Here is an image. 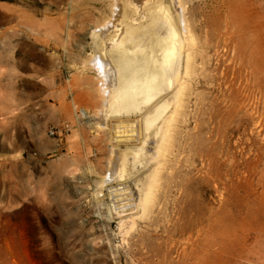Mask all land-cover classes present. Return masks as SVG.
<instances>
[{
	"label": "rangeland",
	"instance_id": "rangeland-1",
	"mask_svg": "<svg viewBox=\"0 0 264 264\" xmlns=\"http://www.w3.org/2000/svg\"><path fill=\"white\" fill-rule=\"evenodd\" d=\"M160 2L177 25L183 10L195 66L155 204L123 233L135 210L117 213L119 181L102 179L119 121L137 126L167 95L143 107ZM129 26L145 51L109 44ZM96 53L127 73L119 87ZM1 58L0 264H264V0H0ZM146 173L128 179L135 197Z\"/></svg>",
	"mask_w": 264,
	"mask_h": 264
},
{
	"label": "bare ground",
	"instance_id": "bare-ground-1",
	"mask_svg": "<svg viewBox=\"0 0 264 264\" xmlns=\"http://www.w3.org/2000/svg\"><path fill=\"white\" fill-rule=\"evenodd\" d=\"M159 4V15L157 17H151L144 25L146 28L144 36L153 35L155 37V43L160 47L162 56L157 59L153 57L154 61L157 63V68H155L154 71L146 68V73L144 76H141L143 79L140 87L143 92V107L158 95L162 93H164L163 95H167L163 96L161 102L148 110L141 119L136 120L137 126L126 122L124 119L119 121V125L114 130V135H111V139L115 140V142L111 147L113 157L110 161L108 160L110 168V172L108 173H110V177L105 176L102 179V182L107 183L111 181L115 182L116 180L119 181L116 187L112 186L111 188L114 194L112 198L121 199V201L117 203V206L121 207V210L118 208L117 213L125 211L126 209L136 211H130L131 214L128 218H126L127 216H121L122 219H120L119 224L123 233H128L134 228L137 218L134 213H140L138 217H146L155 204L156 188L160 185L162 169L169 160L168 156L171 153L174 129L176 123L182 117L180 111L185 105L183 102L185 101V96L189 88L190 77L193 78L192 71L195 66L196 56L191 45L192 43H190L193 37L189 34L191 30L189 29V23L185 18L183 10L180 12V21L179 25H177L175 18L170 15L164 3L160 2ZM140 6L141 5H138L137 7L141 10L142 6ZM142 16H146L144 12H142ZM142 16H139V18H142ZM139 18L136 16L134 18L135 22L140 21L141 19L138 20ZM135 29L134 26H129L124 30L123 36L119 34L121 31L118 32L117 34L119 37L116 39L114 38L109 44L118 51H125L131 54L145 51L148 42H146L147 40L143 38L144 36H142V34L135 33ZM127 41H132L135 47L133 49L127 47ZM103 42L105 43L104 39ZM187 42H189V44ZM109 44L107 47H109ZM107 58V55L104 57L100 53H96L94 62L96 63V68H100V70L106 67L112 68V70L110 68L108 69L113 72L112 75H109L107 73L108 71L103 73L111 77L115 76L114 79L109 77L111 81L113 80V84L111 85H113V89H115L119 87L120 82H123V79L128 75L127 73L124 74V70H122L119 63L117 67H113L112 64L111 66L109 64L110 60L108 61ZM3 61L4 59L1 58L0 62L2 63ZM103 71H105V69ZM118 74H120L122 79L118 76L117 80ZM106 76V80L111 83ZM114 96H116V93H114ZM107 102L108 101H106V103ZM169 109L170 113H167ZM101 121V123H103L104 120ZM127 141L129 145L126 149H123L120 143H125ZM152 144H154L153 148L150 147ZM130 153L132 155H129ZM142 169H147L148 173H146L145 176H136L134 181L136 182L137 197H135L132 187L129 186L128 179ZM157 190H159V188ZM120 204L121 206H119ZM113 205L111 204V207ZM111 209L113 212V207ZM114 216L116 217V215Z\"/></svg>",
	"mask_w": 264,
	"mask_h": 264
},
{
	"label": "built area",
	"instance_id": "built-area-1",
	"mask_svg": "<svg viewBox=\"0 0 264 264\" xmlns=\"http://www.w3.org/2000/svg\"><path fill=\"white\" fill-rule=\"evenodd\" d=\"M49 132L51 135H53L59 139H63L66 135H68L70 133V125L65 124L64 126H62L60 128L51 127Z\"/></svg>",
	"mask_w": 264,
	"mask_h": 264
},
{
	"label": "crops",
	"instance_id": "crops-1",
	"mask_svg": "<svg viewBox=\"0 0 264 264\" xmlns=\"http://www.w3.org/2000/svg\"><path fill=\"white\" fill-rule=\"evenodd\" d=\"M5 61H3L2 63H4ZM19 104V103H18ZM22 104H26V101H23L22 102ZM13 106H15L13 103H11V107H13ZM10 107V108H11ZM31 114L32 115H35L36 114V112H35V110H33V109H31ZM15 120H18V121H22V120H24V115H22V114H20V115H18L17 117H13V121H15ZM3 128V125H2V122H0V128Z\"/></svg>",
	"mask_w": 264,
	"mask_h": 264
}]
</instances>
